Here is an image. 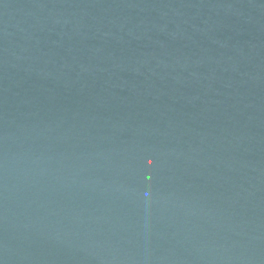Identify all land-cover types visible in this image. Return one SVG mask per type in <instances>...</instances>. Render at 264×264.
<instances>
[{"label": "water", "instance_id": "obj_1", "mask_svg": "<svg viewBox=\"0 0 264 264\" xmlns=\"http://www.w3.org/2000/svg\"><path fill=\"white\" fill-rule=\"evenodd\" d=\"M0 264H264V0H0Z\"/></svg>", "mask_w": 264, "mask_h": 264}]
</instances>
